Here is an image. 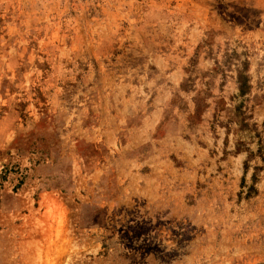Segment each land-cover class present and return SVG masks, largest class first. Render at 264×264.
<instances>
[{
    "label": "rangeland",
    "instance_id": "1",
    "mask_svg": "<svg viewBox=\"0 0 264 264\" xmlns=\"http://www.w3.org/2000/svg\"><path fill=\"white\" fill-rule=\"evenodd\" d=\"M0 264H264V0H0Z\"/></svg>",
    "mask_w": 264,
    "mask_h": 264
}]
</instances>
